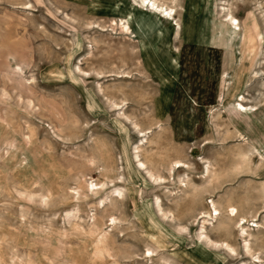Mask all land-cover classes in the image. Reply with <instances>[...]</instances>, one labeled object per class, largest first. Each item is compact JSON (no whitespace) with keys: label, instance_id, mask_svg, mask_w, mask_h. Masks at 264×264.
<instances>
[{"label":"rangeland","instance_id":"374dc122","mask_svg":"<svg viewBox=\"0 0 264 264\" xmlns=\"http://www.w3.org/2000/svg\"><path fill=\"white\" fill-rule=\"evenodd\" d=\"M156 1L0 0V264H264V0Z\"/></svg>","mask_w":264,"mask_h":264},{"label":"bare ground","instance_id":"6f19581e","mask_svg":"<svg viewBox=\"0 0 264 264\" xmlns=\"http://www.w3.org/2000/svg\"><path fill=\"white\" fill-rule=\"evenodd\" d=\"M140 6H141V8H144V9H146L147 11H149V12H151V13H154V14H156V15H158V16H162L164 19H167V20H171V21H173L174 20V10L173 9H169V8H166L164 5H162V4H159L156 0H140ZM161 17V18H162ZM231 28H232V30L233 31H241V29H240V25L237 23L236 24V22H237V20L235 19V18H231ZM176 24V23H175ZM124 27V29L127 31V30H129L128 29V27H127V25H125V26H123ZM234 33V32H233ZM243 99V98H242ZM241 108L240 109H242V110H244L245 112L247 111L246 110V108H245V105H243V104H240L239 105ZM248 109V108H247ZM250 110V109H249ZM244 112V113H245ZM138 154V153H137ZM140 157V155H138L137 156V158H139ZM137 160V159H136ZM138 162H139V166H141V167H144L145 166V164L141 161V160H138ZM184 167V164L182 163V162H175V169L177 168V169H182ZM208 173H209V170L207 171ZM150 178L151 179H154V176L153 175H151L150 174ZM155 181H158V180H155ZM92 186H94V185H92ZM119 195H121V193L119 192L118 193ZM218 209H214V211H215V214H219V212L217 211ZM204 217V216H203ZM244 220V219H243ZM112 221L114 222L115 221V218L114 219H112ZM246 222V221H245ZM245 228H246V223H244L243 225H242V231H246L245 230ZM256 228V227H255ZM245 236H250V235H247L246 233L244 234ZM202 239V238H201ZM208 242H209V244H210V240H208ZM211 244H212V242H211ZM213 246H217V244H212ZM228 248H230V246L229 245H226ZM247 247V246H246ZM246 247H245V249H246ZM246 253L248 254V255H251L252 253L250 252V250L249 249H246ZM255 258V257H254ZM255 262L256 263H261L262 261L261 260H259V258H256V260H255Z\"/></svg>","mask_w":264,"mask_h":264}]
</instances>
